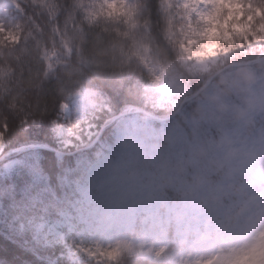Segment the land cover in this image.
<instances>
[{
  "label": "clouds",
  "instance_id": "obj_1",
  "mask_svg": "<svg viewBox=\"0 0 264 264\" xmlns=\"http://www.w3.org/2000/svg\"><path fill=\"white\" fill-rule=\"evenodd\" d=\"M161 8L169 39L122 41L134 58L128 71L113 53H97V78L140 106L139 119H116L106 147L58 173L59 199L77 224L114 234L100 264H264V62L238 52L249 36L264 42V0ZM88 15L136 28L124 4H96ZM14 49L15 38H0V77ZM105 95L91 98L92 115ZM111 153L137 155L139 166L112 163ZM157 186L173 191L175 207L157 199Z\"/></svg>",
  "mask_w": 264,
  "mask_h": 264
},
{
  "label": "trees",
  "instance_id": "obj_2",
  "mask_svg": "<svg viewBox=\"0 0 264 264\" xmlns=\"http://www.w3.org/2000/svg\"><path fill=\"white\" fill-rule=\"evenodd\" d=\"M128 1L136 20L131 33L112 26L111 21L92 20L88 15L91 0H21L20 12L7 20L16 49L9 61L12 70L0 77L1 141L8 138L0 162L17 158L21 163L8 174H0V186H6L8 192L0 198V264H57V260L76 264L66 259L64 245L49 251L41 244L27 227V210L38 194L59 199L58 173L75 168L99 148V142L105 143L107 130L121 115L141 111L124 97L118 85L112 81L102 84L93 70L97 53L111 52L113 59L120 58L121 69L128 71L134 58L122 41L141 39L161 44L169 39L162 19V0ZM4 36L0 30V38ZM238 52L256 63L262 58L246 44ZM3 63L0 60V65ZM82 88L97 95L103 88L106 94L102 112L95 114L98 140L83 149L64 150L57 167H50L51 176L43 174L41 184L31 177L27 164L31 161L40 165L47 160L50 166L51 157L46 153L57 152L60 144L53 147L47 143L51 132L48 120L59 122L56 105L61 97L68 98ZM152 116L160 119L158 112ZM5 122L10 133L4 129Z\"/></svg>",
  "mask_w": 264,
  "mask_h": 264
},
{
  "label": "rangeland",
  "instance_id": "obj_3",
  "mask_svg": "<svg viewBox=\"0 0 264 264\" xmlns=\"http://www.w3.org/2000/svg\"><path fill=\"white\" fill-rule=\"evenodd\" d=\"M20 2L21 0H0V30L4 32L6 36L15 37L12 31H9L7 26V20L12 18L14 14L20 12ZM96 4H111L119 7L120 4H124L125 9H129L128 0H91L89 5V11L92 10V6ZM249 43L246 44L248 48L253 50L255 55L261 58V61L257 63L264 62V42L252 43V37L249 36ZM97 96V93L93 90L82 88L77 90L75 93L70 95L67 100L63 103L72 104L73 112L72 118L76 119L79 114V122L82 124L76 134V139L70 142V145L60 144L59 147L62 151L68 150L70 148L83 149L89 143L94 141L98 129L96 123L94 122L97 118L96 115H92L90 112V101L91 98ZM140 111L128 112L121 115L118 119H125L131 122H136L139 119ZM153 126H159L161 123L160 119H156L152 116ZM59 123L64 124L65 120L63 114L59 112ZM98 140V139H97ZM96 140V141H97ZM0 143L1 135H0ZM107 146L103 142H99L98 146ZM3 156H0V160ZM110 160L112 163H117L126 168L138 167L140 160L137 155L128 154L121 155L119 153H111ZM21 163L20 159L13 158L4 162L2 170H0L1 175H6L11 172L17 165ZM8 167L5 170V165ZM155 195L158 200L167 202L170 206L175 207V201L173 200V191L169 189H162L159 186L156 187ZM72 214V213H71ZM73 216V214H72ZM64 239L60 245H64L66 250V259L70 262L76 264H100L101 253H106L111 251V247L114 245L115 241L113 239L112 233H103L95 229L85 228L74 221V226L66 231L64 234Z\"/></svg>",
  "mask_w": 264,
  "mask_h": 264
},
{
  "label": "snow or ice",
  "instance_id": "obj_4",
  "mask_svg": "<svg viewBox=\"0 0 264 264\" xmlns=\"http://www.w3.org/2000/svg\"><path fill=\"white\" fill-rule=\"evenodd\" d=\"M58 19L59 14H57ZM9 38L14 37L9 36ZM73 107L72 104L66 103L56 105V111L63 114L64 124H60L58 121L48 120L51 132L47 134V143L53 147H57L59 144L71 146L70 142L76 139L77 131L82 127V124L79 122V114L76 119L72 118ZM4 129L9 133L11 132L7 122L4 124ZM2 134L0 133V135ZM7 141L8 138L5 137L3 142L0 143V156L3 155L6 149ZM46 155L47 157H51L50 166L47 160L41 161L40 165L31 161L27 164V171L31 174V177L40 180L41 184H43V174L46 172L51 176L50 167L55 169L57 162L63 158L64 153L58 147L57 152H49ZM8 167L10 165L6 164L5 170ZM27 211L30 216L27 227L36 235L41 244L46 246L49 251L59 249L64 239L63 234L74 226L73 216L70 211L65 210L62 201L51 197L45 198L43 195L38 194L35 198L34 205L30 204ZM57 264H61V262L57 260Z\"/></svg>",
  "mask_w": 264,
  "mask_h": 264
},
{
  "label": "water",
  "instance_id": "obj_5",
  "mask_svg": "<svg viewBox=\"0 0 264 264\" xmlns=\"http://www.w3.org/2000/svg\"><path fill=\"white\" fill-rule=\"evenodd\" d=\"M97 138L94 140V142L92 144H94L96 142Z\"/></svg>",
  "mask_w": 264,
  "mask_h": 264
}]
</instances>
